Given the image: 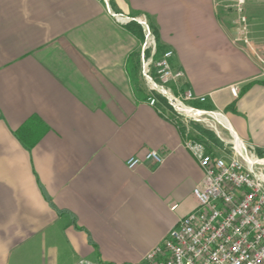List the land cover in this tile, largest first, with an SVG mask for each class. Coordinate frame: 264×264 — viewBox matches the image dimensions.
I'll use <instances>...</instances> for the list:
<instances>
[{"label":"crops","instance_id":"0c3cea01","mask_svg":"<svg viewBox=\"0 0 264 264\" xmlns=\"http://www.w3.org/2000/svg\"><path fill=\"white\" fill-rule=\"evenodd\" d=\"M111 8L148 20L157 58L174 52L181 88L207 98L190 106L264 149V0ZM127 24L103 0H0V264H142L198 206L186 124L137 84ZM150 151L163 162L127 167Z\"/></svg>","mask_w":264,"mask_h":264},{"label":"built area","instance_id":"2783aa9c","mask_svg":"<svg viewBox=\"0 0 264 264\" xmlns=\"http://www.w3.org/2000/svg\"><path fill=\"white\" fill-rule=\"evenodd\" d=\"M103 1L118 22L135 21L143 29L140 73L151 91V106L158 104L155 93L162 95L179 117H184L182 120L187 127L188 114L224 117L220 112L189 105L195 101L204 103L207 98L181 88L185 75L172 68V50L157 58V37L145 17L128 18L117 14L112 11L110 0ZM245 22L242 19V24ZM231 91L238 96L239 87L233 86ZM184 146L205 174L203 186L193 192L198 206L180 220L162 244L146 255L142 264H264V157L257 154L256 146L236 133L231 152L223 156L208 152L203 143L191 138L186 139ZM145 161L161 164L163 157L157 151H150L144 158H130L127 167L134 170ZM78 264L93 263L81 259Z\"/></svg>","mask_w":264,"mask_h":264},{"label":"trees","instance_id":"16d2710c","mask_svg":"<svg viewBox=\"0 0 264 264\" xmlns=\"http://www.w3.org/2000/svg\"><path fill=\"white\" fill-rule=\"evenodd\" d=\"M110 4L112 7V1L110 2ZM126 28L133 35H135V37L137 39H139L140 41H143L144 33L142 30V27L137 22H135V21L129 22L126 25ZM132 61L134 64V72L138 73L140 71V53L139 52H136L133 55ZM136 81L138 82L137 84L139 85V78ZM155 96L157 97L158 102L160 103L161 107L163 106V108L167 109L171 113L175 114L178 118H180L179 115L175 112V110L169 104V101L165 97H163L162 95L157 94V93H155ZM196 106H197L196 108H198V109H205L203 105L197 104ZM228 109L231 111H235L236 110V102L232 103L228 107ZM208 110H210V109H208ZM176 123L180 127V130H182L183 134L186 135V137L203 143L206 146L208 152H210L214 155H215V149H222L225 147L224 142L216 135V133H214L213 131H210L208 129H205L204 127H202L198 123H195L194 121H190V124L188 125L189 128L192 127L194 129L193 132H190L189 128L186 125L181 124L179 122V120ZM256 151H257V154L259 156L264 157V149H258L257 148ZM229 152H231V148L229 149Z\"/></svg>","mask_w":264,"mask_h":264},{"label":"rangeland","instance_id":"374dc122","mask_svg":"<svg viewBox=\"0 0 264 264\" xmlns=\"http://www.w3.org/2000/svg\"><path fill=\"white\" fill-rule=\"evenodd\" d=\"M111 1L112 0H110V2ZM110 6H111V4H110ZM243 19H245V17H243ZM143 42H144V39L142 41V44H143ZM141 48H142V45H141ZM140 75L138 76L139 77V81H140V85H142V87H145L147 89V91L149 92V94L151 95V91L149 89V86L144 81L143 77L142 76L140 77ZM172 87H173V89L175 91L174 86H172ZM222 115L224 116V117H222V120H223L222 123L219 122L215 118V116L213 114L212 115L203 114V115H200V116H193L191 114H188L186 116L188 121H189V124H190V121H194L195 123H198L199 125H201L205 129H208V130L213 131L214 133H216V135L224 142V144H225L224 148L215 149V155L216 156H223L225 153L229 152V149L231 148V143H232V141H234V136H235L234 130L232 129V131H233L232 132L229 128L226 127V125L224 123V120L227 118V116L225 114H223V113H222ZM180 118L182 119L184 117L181 116ZM93 264H95V263H93Z\"/></svg>","mask_w":264,"mask_h":264},{"label":"bare ground","instance_id":"6f19581e","mask_svg":"<svg viewBox=\"0 0 264 264\" xmlns=\"http://www.w3.org/2000/svg\"><path fill=\"white\" fill-rule=\"evenodd\" d=\"M182 110H184L183 108H182ZM187 111V110H186ZM188 112L190 113V111L188 110ZM215 117L216 116H220L219 114H213ZM196 116H198V114H196ZM220 117H222V116H220Z\"/></svg>","mask_w":264,"mask_h":264}]
</instances>
